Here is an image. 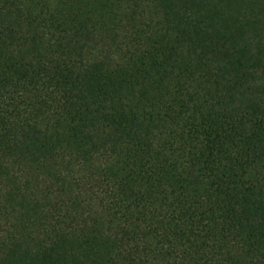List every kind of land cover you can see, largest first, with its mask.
<instances>
[{
  "label": "trees",
  "instance_id": "16d2710c",
  "mask_svg": "<svg viewBox=\"0 0 264 264\" xmlns=\"http://www.w3.org/2000/svg\"><path fill=\"white\" fill-rule=\"evenodd\" d=\"M0 264H264V0H0Z\"/></svg>",
  "mask_w": 264,
  "mask_h": 264
}]
</instances>
